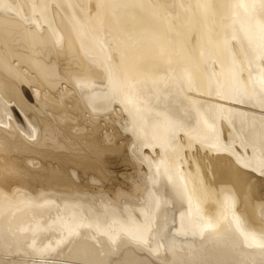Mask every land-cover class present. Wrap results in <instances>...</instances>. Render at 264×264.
<instances>
[{
	"label": "bare ground",
	"instance_id": "bare-ground-1",
	"mask_svg": "<svg viewBox=\"0 0 264 264\" xmlns=\"http://www.w3.org/2000/svg\"><path fill=\"white\" fill-rule=\"evenodd\" d=\"M0 264H264V0H0Z\"/></svg>",
	"mask_w": 264,
	"mask_h": 264
},
{
	"label": "rangeland",
	"instance_id": "rangeland-1",
	"mask_svg": "<svg viewBox=\"0 0 264 264\" xmlns=\"http://www.w3.org/2000/svg\"><path fill=\"white\" fill-rule=\"evenodd\" d=\"M124 167H125V168H124ZM129 167H130V166H123V167H120L122 171L119 170L120 168L118 169V167H117L118 170H116V168H114V169H115V171H117V173L127 174L128 172H127L126 170L131 169V167H130V168H129ZM123 168H124V169H123ZM127 168H128V169H127ZM133 171H134V170L131 169L129 173L133 175V173H134ZM122 172H123V173H122ZM125 172H126V173H125ZM131 172H133V173H131ZM129 173H128V175H130ZM118 175H120V174H118ZM124 184H125V183H124Z\"/></svg>",
	"mask_w": 264,
	"mask_h": 264
}]
</instances>
